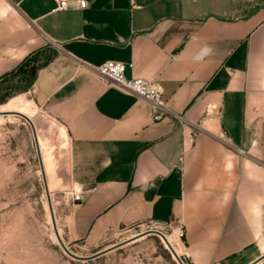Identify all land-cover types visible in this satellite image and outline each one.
<instances>
[{
  "label": "crops",
  "instance_id": "0c3cea01",
  "mask_svg": "<svg viewBox=\"0 0 264 264\" xmlns=\"http://www.w3.org/2000/svg\"><path fill=\"white\" fill-rule=\"evenodd\" d=\"M108 60L161 85L163 118L99 78ZM22 95L85 190L67 242L151 222L183 225L190 264L264 254V0H0V106Z\"/></svg>",
  "mask_w": 264,
  "mask_h": 264
},
{
  "label": "rangeland",
  "instance_id": "374dc122",
  "mask_svg": "<svg viewBox=\"0 0 264 264\" xmlns=\"http://www.w3.org/2000/svg\"><path fill=\"white\" fill-rule=\"evenodd\" d=\"M21 99L30 97L22 95ZM36 111L34 107L31 117L22 112L33 125ZM11 114H2L0 119V264H181L160 235H142L153 229L171 235L178 248L175 253L183 264H190L185 257L184 235L178 240L171 231L178 225L169 228L168 224L146 222L108 232L93 242H67L59 218L60 207L73 203L65 196L71 187L64 182V139L54 135L48 141L39 136V150L31 124L21 115ZM51 227L62 244L54 241ZM102 249L107 250L99 253ZM254 264H264V257Z\"/></svg>",
  "mask_w": 264,
  "mask_h": 264
},
{
  "label": "built area",
  "instance_id": "2783aa9c",
  "mask_svg": "<svg viewBox=\"0 0 264 264\" xmlns=\"http://www.w3.org/2000/svg\"><path fill=\"white\" fill-rule=\"evenodd\" d=\"M76 5L79 8H85L88 4V0H75ZM68 6V0H56V9L63 10ZM125 65L123 62L108 60L99 65L98 76L101 80L118 85L123 89L132 92L143 99L147 100L151 104L152 116L155 121L160 120L167 113V106L162 99V87L159 83L151 81L149 79L134 77L127 78L125 76ZM215 106L209 105L206 109L205 115L210 120V113ZM85 190L80 187H71L65 192L66 198L72 202L79 201L83 198ZM172 233L176 231V238L181 240L184 235V230L181 225H178L175 229L171 230ZM177 244V243H176ZM178 245V244H177Z\"/></svg>",
  "mask_w": 264,
  "mask_h": 264
},
{
  "label": "bare ground",
  "instance_id": "6f19581e",
  "mask_svg": "<svg viewBox=\"0 0 264 264\" xmlns=\"http://www.w3.org/2000/svg\"><path fill=\"white\" fill-rule=\"evenodd\" d=\"M18 111H21V112H18ZM33 111H34V107H33L32 103L29 100L15 98L12 101H10V102H8V103L0 106V114H1L0 115V119L3 117L2 114H10V115H7V116L10 117V116H12L11 113H22V112L25 113V114H27L29 117H31V114L33 113ZM37 143H38V147H39L40 146V142H39L38 133H37ZM39 150H40V147H39ZM41 153H42L43 159H44L43 162L45 163L46 166L49 165L48 164V161H47V158H46V155H45V146L43 144H41ZM41 159H42V156H41ZM43 162H42V164H43ZM47 185H49V184H47ZM48 218H49V222L51 223V219H50L49 213H48ZM174 232H176V231H174ZM145 233H147V231H144L142 233V235L145 234ZM51 235H52L54 241L57 242V239L55 237V234L53 232L52 227H51ZM164 236H165V240H166V241L164 240L165 244L166 245L168 244L169 245V248H171L173 251H175V250L178 251V248L173 244V241H172L173 239H171V235H168L167 234V235H164ZM133 237H135V236H133ZM127 240H129V239H127ZM125 241H123V242H125ZM260 248H261L262 252L264 253V243L261 244V247ZM103 250H105V249H102L101 251H103ZM263 257H264V254H261L252 263L257 262V261H260Z\"/></svg>",
  "mask_w": 264,
  "mask_h": 264
},
{
  "label": "water",
  "instance_id": "95a60500",
  "mask_svg": "<svg viewBox=\"0 0 264 264\" xmlns=\"http://www.w3.org/2000/svg\"><path fill=\"white\" fill-rule=\"evenodd\" d=\"M15 114H18V115H21L23 118H25L30 124H31V128H32V133H33V137H34V139H35V142L37 143V134H36V131H35V128H34V125H33V123L31 122V120L26 116V115H24V114H22V113H15ZM38 144V143H37ZM39 148V147H38ZM150 232H153V233H156V234H158V235H160L161 236V238L163 239V240H165V236H164V234L163 233H161L160 231H158V230H149V231H147V233H150ZM56 236H57V239H58V241L62 244V242H61V239H60V237H59V234L56 232ZM166 241V240H165ZM121 244V243H120ZM167 246L169 247V245L167 244ZM107 249H105V250H103V251H100L99 253H102V252H105ZM170 250L172 251V253L174 254V256H176V258L178 259V261L181 263V264H183L182 263V261L180 260V258L177 256V254L175 253V251H173L171 248H170ZM99 253H96V254H99ZM96 254H94V255H96ZM94 255H92V256H94ZM92 256H89V257H92ZM88 257V258H89ZM254 263H256V262H254ZM254 263H251V264H254Z\"/></svg>",
  "mask_w": 264,
  "mask_h": 264
}]
</instances>
